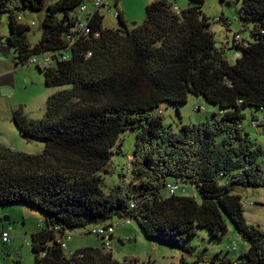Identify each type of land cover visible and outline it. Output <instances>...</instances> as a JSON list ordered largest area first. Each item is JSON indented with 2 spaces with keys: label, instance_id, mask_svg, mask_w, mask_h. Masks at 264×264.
I'll return each mask as SVG.
<instances>
[{
  "label": "trees",
  "instance_id": "trees-1",
  "mask_svg": "<svg viewBox=\"0 0 264 264\" xmlns=\"http://www.w3.org/2000/svg\"><path fill=\"white\" fill-rule=\"evenodd\" d=\"M190 1L195 5L179 11L168 0H155L146 6L143 23L131 28L117 9L122 27L112 29L103 27L93 0H57L47 7L39 41L31 45L30 27L16 13L39 10L44 0H0V26L2 15L9 14L3 51L13 49L21 64L50 56L49 65L38 66L46 85L66 86L48 98L43 119L30 121L19 110L13 114L22 137L44 141L42 153L0 146V206L24 204L44 216L39 230L25 236L37 264H137L117 261L99 248L67 253L62 247L68 232L114 219L134 220L154 245L182 253L175 264H189L184 254L196 228L221 237L225 217L247 249L235 261L210 264H264V234L246 222L241 197L233 193L238 185L264 188V149L243 127L244 109L264 111V0H242L235 18L243 24L237 31L241 42L231 40L234 63L229 48L215 44L201 11L204 0ZM82 6L86 12L78 18ZM78 20L88 31H73ZM214 21L228 28L223 15ZM249 23L246 38L242 32ZM189 95L217 106L220 114L172 132L154 111L165 102L184 104ZM251 125L264 128V116L252 115ZM126 130L135 132L130 188L104 194L99 172ZM171 183L185 193L171 194Z\"/></svg>",
  "mask_w": 264,
  "mask_h": 264
},
{
  "label": "rangeland",
  "instance_id": "rangeland-1",
  "mask_svg": "<svg viewBox=\"0 0 264 264\" xmlns=\"http://www.w3.org/2000/svg\"><path fill=\"white\" fill-rule=\"evenodd\" d=\"M57 0H44L39 10L24 8L17 12L19 22L27 24L30 28L27 31V39L31 45L36 44L41 36L42 20L46 14L47 7ZM155 0H118V7L115 0H104L105 7L100 8L103 16V27L118 29L120 25L116 17L119 9L125 20L127 28L142 24L145 19L146 6ZM179 11L195 4L190 0H168ZM90 10H94L91 2L87 3ZM242 6V0H204L201 6L202 13L208 18L209 30L214 36L217 46L226 45V54L231 63L236 58L232 49V34L240 31L242 23L235 18L238 16ZM223 15L229 19L228 28L219 21L217 17ZM8 13H4L1 19L0 33L3 38L0 41V146L15 153L38 155L42 153L44 141L34 138H23L19 128L12 117L16 110L30 121H38L45 117L48 98L66 86H47L42 69L38 66L44 55L37 56L38 64L17 63L16 53L4 52L2 44L6 46V37L9 35ZM60 13L57 18H60ZM253 25L246 24L242 35L249 37V30ZM245 119L243 127L250 134L252 141L264 149V128L252 126V115L258 118L264 116V111L255 107L244 109ZM162 118V123L172 132H178L183 124H193L201 121H212L214 115L219 116L220 110L217 106L208 104L201 97L189 95L186 103L173 105L162 103L154 111ZM135 132L126 130L121 132L117 144L113 147V154L109 162L99 172L102 177L101 190L108 193L110 190L121 186L123 191L130 188V175L128 165L130 154L134 150ZM120 147V151H117ZM264 167V164L262 165ZM196 192L189 188L188 193ZM234 194L241 197L243 214L246 222L259 228L264 234V188L236 186ZM7 216L8 222L3 225L10 227V233L14 239L10 243L3 244L0 240V264H37L31 246L24 241L28 236L39 230V223H44V216L32 206L24 204H11L0 206V218ZM121 220L114 219V234L110 239V248H103V241L88 233L91 226L68 232L72 235L67 242V253H73L86 247L99 248L104 252L111 253L117 261L136 260L137 264H175L179 261L182 253L176 248L168 245H154V242L145 238L139 229L138 224L132 220L121 224ZM1 223V222H0ZM101 222L98 224H105ZM226 233L215 238L207 228L197 227L196 233L187 240L190 252L184 254L189 264L200 259L199 264H210L212 260L219 262L235 261L247 243L238 235L232 223L225 217ZM236 244V249L232 244ZM241 250V251H240ZM17 253L21 256H18Z\"/></svg>",
  "mask_w": 264,
  "mask_h": 264
},
{
  "label": "built area",
  "instance_id": "built-area-1",
  "mask_svg": "<svg viewBox=\"0 0 264 264\" xmlns=\"http://www.w3.org/2000/svg\"><path fill=\"white\" fill-rule=\"evenodd\" d=\"M93 4L96 8H101V6L104 5V0H93ZM81 11V12H80ZM79 11V14H78V18L81 17V15L83 16V14L86 12V7L85 6H82L81 9ZM116 15V14H115ZM217 20V18H216ZM84 29H87V24L86 22H82V21H79L78 22H75V25L73 27V31L76 33L77 31L79 30H83ZM96 36H98V34H96ZM232 38L234 40L235 43H239L241 42V34L240 32H233L232 34ZM35 63V64H38V61H37V58H33L30 60V63ZM51 63V57L48 56V55H44L43 56V59L41 61V67H44V66H47ZM168 187V191L171 193V194H176V193H185V189L186 188H183L181 186H179L178 184H169L167 185ZM130 222V220H122L120 221L121 224H126ZM10 227H4L0 224V238H1V241L3 243H9L11 241V236H10ZM89 233H91L92 235H95L96 237L100 238L103 243H104V246L106 248H110L111 246V243L109 242L110 239L112 238L113 234H114V223H105V224H100V225H97V226H93L91 228H89L88 230ZM67 236V237H66ZM64 236V238L61 240V245L64 249H67V242L69 240H71L72 238V235H66ZM24 241L26 243H28V238L24 236ZM29 244V243H28ZM234 247H236V244L234 243L233 244ZM20 255V254H19Z\"/></svg>",
  "mask_w": 264,
  "mask_h": 264
},
{
  "label": "water",
  "instance_id": "water-1",
  "mask_svg": "<svg viewBox=\"0 0 264 264\" xmlns=\"http://www.w3.org/2000/svg\"><path fill=\"white\" fill-rule=\"evenodd\" d=\"M8 221H9V217L0 218V222H8Z\"/></svg>",
  "mask_w": 264,
  "mask_h": 264
},
{
  "label": "crops",
  "instance_id": "crops-1",
  "mask_svg": "<svg viewBox=\"0 0 264 264\" xmlns=\"http://www.w3.org/2000/svg\"><path fill=\"white\" fill-rule=\"evenodd\" d=\"M5 217H7V216H4L3 218H5ZM9 220H10V218H9ZM67 248H68V246H67ZM247 249V245L244 247V248H242V251H244V250H246ZM241 251V250H240ZM18 254V253H17ZM20 254V253H19ZM21 256V255H20Z\"/></svg>",
  "mask_w": 264,
  "mask_h": 264
}]
</instances>
